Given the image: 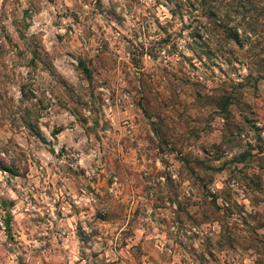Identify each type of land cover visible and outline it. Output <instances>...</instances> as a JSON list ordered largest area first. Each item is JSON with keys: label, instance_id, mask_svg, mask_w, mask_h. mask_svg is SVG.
<instances>
[{"label": "rangeland", "instance_id": "374dc122", "mask_svg": "<svg viewBox=\"0 0 264 264\" xmlns=\"http://www.w3.org/2000/svg\"><path fill=\"white\" fill-rule=\"evenodd\" d=\"M0 163V264H264V0H0Z\"/></svg>", "mask_w": 264, "mask_h": 264}, {"label": "trees", "instance_id": "16d2710c", "mask_svg": "<svg viewBox=\"0 0 264 264\" xmlns=\"http://www.w3.org/2000/svg\"><path fill=\"white\" fill-rule=\"evenodd\" d=\"M233 36H237V34L234 32ZM0 167L4 168V167H6V166H4V165H2V164L0 163ZM5 227H7V225H5ZM8 227H9V226H8Z\"/></svg>", "mask_w": 264, "mask_h": 264}]
</instances>
